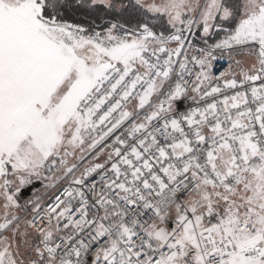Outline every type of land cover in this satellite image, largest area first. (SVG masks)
Returning <instances> with one entry per match:
<instances>
[{
    "label": "snow or ice",
    "instance_id": "1",
    "mask_svg": "<svg viewBox=\"0 0 264 264\" xmlns=\"http://www.w3.org/2000/svg\"><path fill=\"white\" fill-rule=\"evenodd\" d=\"M0 264H264V0H0Z\"/></svg>",
    "mask_w": 264,
    "mask_h": 264
},
{
    "label": "built area",
    "instance_id": "2",
    "mask_svg": "<svg viewBox=\"0 0 264 264\" xmlns=\"http://www.w3.org/2000/svg\"><path fill=\"white\" fill-rule=\"evenodd\" d=\"M226 66H227V62L226 61H223V60L222 61H219L215 65V71L217 73H219L220 71L225 70Z\"/></svg>",
    "mask_w": 264,
    "mask_h": 264
}]
</instances>
